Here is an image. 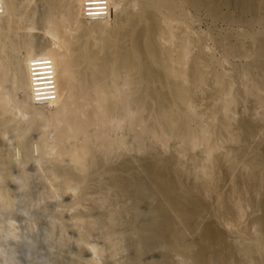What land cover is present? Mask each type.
<instances>
[{
	"label": "bare ground",
	"instance_id": "6f19581e",
	"mask_svg": "<svg viewBox=\"0 0 264 264\" xmlns=\"http://www.w3.org/2000/svg\"><path fill=\"white\" fill-rule=\"evenodd\" d=\"M180 5L232 10L241 83ZM35 56L54 85L41 105ZM26 258L264 264V0H0V264Z\"/></svg>",
	"mask_w": 264,
	"mask_h": 264
},
{
	"label": "rangeland",
	"instance_id": "374dc122",
	"mask_svg": "<svg viewBox=\"0 0 264 264\" xmlns=\"http://www.w3.org/2000/svg\"><path fill=\"white\" fill-rule=\"evenodd\" d=\"M34 1L36 2V0H33V2ZM26 8L27 9L24 10L25 15H26V12L29 13L31 10L30 5L26 6ZM58 9L59 10H57V12L60 11V8H58ZM228 9H229L228 7L222 5L220 7L221 15L217 18H214L205 12H202V11L194 12L190 8L180 5L179 9L176 10V14H177L178 20H179V22H181V24L188 26L191 29V31H194V33H196V35L200 36L199 37L200 41H201L200 45L201 44L203 45L202 48H205V50H208V52H210L212 54V56L215 59H217L218 61H220L221 63L223 62V60H227V61H225L226 63L225 62L222 63V66L227 67L228 70L230 72H232V74H233L232 75V82L234 83V85H237V84L242 82V76H240V75H243L242 73H244V71H245L244 70L242 72V70H241L243 67L242 62L244 61V59L237 57V56H234L232 54H226L225 55L222 53V49H223L224 45H227L230 42H235L236 40H238L237 39L238 38L237 31L239 28H243V26L237 20H235L233 18H227L228 16L227 17L224 16V15H235V14H232V10H230V9L228 10ZM20 11H22V13H23V9H21ZM39 12H40V10H36L33 17L31 16V14L28 16L30 19H33V21H36V22H34L36 27L32 30L34 32L40 31L38 29L43 28V26H40L43 24L40 23L39 17H40L41 12L40 13ZM36 14H38V15L36 16ZM110 23H112V21H110ZM209 49H210V51H209ZM228 61H229V63H228ZM230 61L232 62V64ZM233 64H237V69L234 65L236 71L233 69L234 67L232 68V70L229 68ZM238 66H239L240 70L238 69ZM16 115H17L16 116L17 119L20 120L19 119V118H21L20 114L18 112H16ZM32 142H30L31 143L30 145L32 146L31 152L33 153V155H36V153H37V150H36L37 148H35L36 142L35 141H32ZM13 150H12V152H15L14 158L17 160L18 158H20V154L16 153L15 148H13ZM43 186H44V184H43ZM47 194H48V192L44 190L43 195L45 196ZM36 198H39V197H36L34 195L31 198L30 203L32 202L33 199H36ZM52 208L49 207L47 209V211H46L47 213L45 215L46 218L44 217V220H45L44 224L49 223L50 222L49 219L51 220V217H56V215H54L55 209H52ZM24 224L23 223L19 224V226L21 225L19 227V229L20 230L22 229L21 231L23 233V234L20 233L19 235L24 236L27 234L26 235L27 237L24 236V238L23 237L21 238V236H20L21 244H22L21 246H23V247L26 244L27 240H30L29 238L33 237L34 234L38 233V231L40 230L38 228L41 227V224H38L37 222H35L34 224L36 225L35 226L36 230L33 231L34 228L29 229V228L25 227ZM25 230L27 231V233ZM28 235H29V237H28ZM25 238H26V241L24 240ZM27 243H29V241ZM27 245L28 244H26L25 246H27ZM25 260H27V258L24 259L22 261V263L25 264L27 262V264H29V261L28 260L25 261Z\"/></svg>",
	"mask_w": 264,
	"mask_h": 264
},
{
	"label": "built area",
	"instance_id": "2783aa9c",
	"mask_svg": "<svg viewBox=\"0 0 264 264\" xmlns=\"http://www.w3.org/2000/svg\"><path fill=\"white\" fill-rule=\"evenodd\" d=\"M85 9V16H89L88 10ZM27 67L30 96L33 104L41 105L46 104L47 101L54 100L55 94L50 60L44 56H35L28 60Z\"/></svg>",
	"mask_w": 264,
	"mask_h": 264
}]
</instances>
